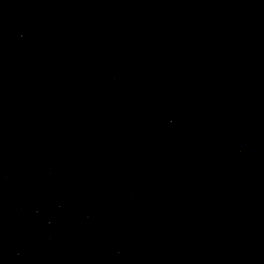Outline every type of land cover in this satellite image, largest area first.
I'll use <instances>...</instances> for the list:
<instances>
[{"label": "water", "instance_id": "obj_1", "mask_svg": "<svg viewBox=\"0 0 264 264\" xmlns=\"http://www.w3.org/2000/svg\"><path fill=\"white\" fill-rule=\"evenodd\" d=\"M0 264H264V0H0Z\"/></svg>", "mask_w": 264, "mask_h": 264}]
</instances>
